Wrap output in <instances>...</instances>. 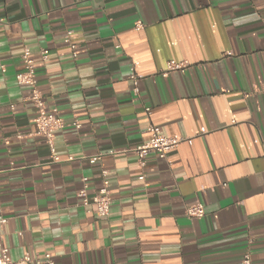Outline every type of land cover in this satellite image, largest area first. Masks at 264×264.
<instances>
[{
	"label": "crops",
	"instance_id": "1",
	"mask_svg": "<svg viewBox=\"0 0 264 264\" xmlns=\"http://www.w3.org/2000/svg\"><path fill=\"white\" fill-rule=\"evenodd\" d=\"M24 50L65 124L57 162L15 79ZM171 61L187 66L162 76ZM263 88L264 0H0V232L10 259L240 264L249 250L264 264ZM150 125L187 141L141 168L133 150ZM103 171L111 203L98 218L77 194L98 192ZM197 204L204 217L188 218Z\"/></svg>",
	"mask_w": 264,
	"mask_h": 264
},
{
	"label": "built area",
	"instance_id": "2",
	"mask_svg": "<svg viewBox=\"0 0 264 264\" xmlns=\"http://www.w3.org/2000/svg\"><path fill=\"white\" fill-rule=\"evenodd\" d=\"M135 29L140 30L141 24H137ZM71 34V31L66 32L64 36V43L69 47L71 55L75 58L76 48L75 45L70 41ZM40 55L43 60H46L48 52L41 51ZM227 56H230V54H227ZM21 60L24 69L23 72L16 75V82L18 85L26 86L29 89L30 93L28 100L31 102L36 112V116L33 120L36 128V135L44 139L45 144L52 154L53 161L57 162L59 159L53 154L54 136L56 132L64 129V121L59 117L56 109L52 108L49 110L45 105L43 97L37 88L35 65L29 50L23 51ZM186 66V63L184 62H168L165 71L162 73V76H167L171 72H181L186 68ZM128 79L132 82V92L136 95L138 93V81L140 78L135 75L133 68H131ZM262 93L264 94V88L262 89ZM145 111L147 114H149L150 110L146 109ZM73 126L78 128L79 124L73 122ZM147 132L150 134L149 141L133 150L137 164L141 168L145 166V159L149 154H154L158 159L165 160L172 150H174L179 144L187 141L186 139L179 136L165 137L162 135L160 128L154 125H150L147 128ZM101 175L103 179L102 187L98 192L89 195L87 193L86 186L84 185L77 194V198L83 208L92 206L94 207L98 218H105L109 214L111 199L107 189L108 182L105 179L106 172L103 171ZM185 214L191 219H201L204 217L205 212L203 206L197 204L193 207L187 208ZM6 222V219L0 218V228L4 226ZM31 262L34 264H54L51 255H44L42 258L36 256L33 259L26 256L18 262L12 261L8 255V250L3 246V235L0 232V264H29ZM240 264H252L251 253L249 250H246L242 255Z\"/></svg>",
	"mask_w": 264,
	"mask_h": 264
}]
</instances>
